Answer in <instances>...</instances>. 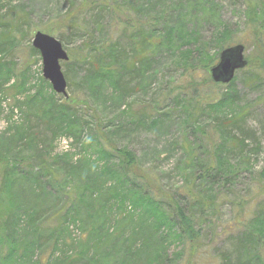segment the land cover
I'll return each mask as SVG.
<instances>
[{"label": "trees", "instance_id": "16d2710c", "mask_svg": "<svg viewBox=\"0 0 264 264\" xmlns=\"http://www.w3.org/2000/svg\"><path fill=\"white\" fill-rule=\"evenodd\" d=\"M80 1L83 14L69 13L67 22L51 35L64 39L66 32L71 38L74 33L81 32L79 20L82 23L94 20L90 28L84 29V39L75 49L67 52L62 46L69 57L67 62L61 63L66 68L63 75L67 88L70 86L68 68L71 64H79L86 67L78 79L80 89L85 92L87 86L97 82L105 89L109 84L123 99L147 79L152 60L171 47L172 35L176 38L172 47L179 39L184 40L180 16L171 19L173 24L161 23L162 17L157 22L150 19L147 7L151 0ZM177 3L196 5L203 11L204 21L215 26L217 53L203 69L207 79L202 85L226 90L227 94L221 95L220 100L227 97L229 103L238 105L236 74L245 73L246 85L251 87L261 85L264 79V1L244 0L248 15L245 27L253 41L258 63L253 65L246 59V68L237 72L228 85L215 84L209 77V70L217 63L220 51L239 44L233 43L232 30L217 16V1L177 0ZM0 6L2 19L13 10L6 7L4 0H0ZM91 10L103 13L102 17L89 19ZM122 16L124 21L119 20ZM0 21V93L14 99L15 105L24 107L29 114L36 112L35 117L45 130L40 137L36 136L27 119L12 121L9 115L6 123L10 126L0 134V264H180L184 260V250L187 256L183 263L196 264L201 259L197 254L204 234L202 220L208 213L216 212L217 207L209 187L223 176L224 179L229 176L233 168L231 162L244 159L245 139L240 126L246 118L245 111L241 109L232 116L219 114L212 123L203 125L200 119L205 121L204 115L217 104L216 100L200 101L182 87H176L167 95L175 106L185 104V118L181 124L183 127L192 125L201 138L191 150L188 161L182 163L185 174L189 172L188 183L177 194L166 193L142 170L135 155L116 148L112 130L96 118L95 112L91 117L94 123L84 122L78 109L84 101L78 97L57 98L49 85L47 92L40 94L27 78V71L17 69L15 62L6 60L7 45L13 46L15 33H21V27H8ZM30 52L39 56L32 47ZM185 52L175 67L195 80L193 72L196 69L188 50ZM40 81L41 85L46 84L42 78ZM190 88L192 92L198 90L194 83ZM19 96L23 97V102L17 100ZM159 107L155 105L156 116L143 123L162 126V115L156 113ZM211 133L214 136H210ZM85 134L89 137L87 142L94 140L93 160L85 154H80L78 160H74L75 155L71 153L52 155V144L59 136L67 138L74 147L81 143L85 153L87 142H81ZM182 145L185 150L187 147ZM200 150L202 154L197 155ZM236 150L239 154L232 158ZM114 155L120 163L117 173L110 165ZM260 175L264 182V171ZM116 181L129 191L122 197L111 186ZM248 204L236 206L242 212ZM156 210L164 211L155 216ZM149 214H153L152 221L134 220V217ZM238 223L242 232L235 239L234 256L232 260L222 257V264H264V205H256L246 224ZM74 228L78 230L77 239L72 236ZM173 246L181 248V252L169 256L168 250ZM31 247L33 252L28 255L26 250ZM47 250L50 253L44 261L40 257L33 260V253L42 251L41 256Z\"/></svg>", "mask_w": 264, "mask_h": 264}, {"label": "rangeland", "instance_id": "374dc122", "mask_svg": "<svg viewBox=\"0 0 264 264\" xmlns=\"http://www.w3.org/2000/svg\"><path fill=\"white\" fill-rule=\"evenodd\" d=\"M216 1L219 5L216 14L220 21L227 24L232 30L234 34L233 43L242 44L245 50V59L251 60V63L256 65L258 61L254 44L245 27L248 15L244 8V0ZM80 2V0H4L6 7L13 8V10L8 15L3 16V19L0 17L2 24H7L8 27H21V33L18 35L15 33L13 46L7 45V52L4 57L6 60L15 62L17 69L26 70L31 85L40 90L39 92L42 95L47 92V85L50 89L51 86L47 81H45L46 84L41 85V58L40 56H33L30 52L33 35L35 32H41L51 36L67 22L66 16L69 13L74 14V16H81L84 10L81 8ZM147 9L150 11L147 14L150 19L157 22L158 18L162 17L159 21L164 24H173L174 21L171 19H174L176 15L180 16L183 20L181 23L183 29L181 36L183 34L184 40H188L182 43L184 40L179 39L172 47V42L176 40L172 35L171 47L167 48V51H163L159 58L156 57L152 60L150 74L144 82L142 81L141 90L137 87L123 99L118 97L116 89L111 85L108 84L104 89L102 87L104 85H100L98 82L93 83L95 85L87 86V91L84 92L82 88L78 87V79L83 75L86 67L71 64L68 68L70 86L67 88V98L78 97L80 101H84V105L80 104L78 106L84 122H93L91 117L95 112L96 118L112 130L113 143L116 148L127 152V154L135 155L141 164L142 170L156 180L158 186L164 192L172 195L177 194V191L184 188L190 179L189 172L185 174L182 163L188 161V156L191 154V150L195 149V145L199 143L201 134L199 131H195L192 125L183 127L181 123L182 119L185 118L183 115L185 104L175 106L173 100L168 98L167 95L176 87H182L188 94H194L193 96L198 97L200 101L216 100L215 103L217 104L212 106L211 110L204 115L203 119L205 121L200 119L199 122L203 125L212 123L219 114L232 116L241 109L245 111L244 117L246 118L240 126L245 139V149L242 153L244 159L237 158L239 161L231 162L230 165H233V168L227 174L229 176L226 179L223 176L213 186L209 187L216 198V212L208 213L201 223L204 234L201 240L202 243H200L202 247L197 254L198 259H201L196 264H222L224 261L222 257L228 260L234 256L235 239L242 232L238 222L241 221L242 224H246L254 213L256 205H264V182L259 177L264 171V79L261 85L251 87L246 85L247 75L239 72L235 78L239 104L229 103L227 97L220 100L221 95L227 94L226 90L213 86L207 88V86L202 85V82L207 79L203 69L217 53L214 39L215 32L213 33L215 26H211L204 21L203 11L194 4L190 6L186 3H177V0H151ZM1 14L2 12L0 16ZM102 15L103 13L98 12V10H91L88 12L87 17L89 19L94 17L98 20ZM120 19L124 21L123 16L119 17ZM91 20H86L85 23L79 20L81 32L74 33L71 38L66 32L63 33L64 39L54 38L69 52V50L75 49L84 39V29L87 30L92 26L94 20ZM48 30L52 32L48 33ZM190 33H192L191 38ZM178 49L182 51L178 52ZM186 50H188L189 59L196 69L193 72L195 80L180 68H176L182 53H186ZM61 65L62 72H66V68L63 64ZM42 80L44 79L42 78ZM191 83H194L198 90L192 92L190 90ZM56 97L66 99L62 95H56ZM17 100L23 102V97L19 96ZM155 105L160 106L156 113L162 115L161 121H163V124L159 128L152 126L151 122L143 123V120L148 118V120H152L156 116ZM35 113L29 114V111L24 107L21 109V106L15 105L14 99L0 93V134L10 126L7 125L6 119L11 115L12 121H22V119L25 121L27 119L32 125L34 134L40 137V133L45 132V130L42 128L43 123L38 122L35 117ZM209 130L210 127L206 129L207 136ZM210 136H214V134L211 133ZM88 138H86V134L82 135L81 142H87ZM66 139L60 136L56 138L52 144L53 156L71 153L75 155L74 160H78L80 154H85L93 160L91 156L95 155L94 140L91 139L90 142H87L86 152L83 153L81 143L76 144V147H74L73 143L67 142ZM182 142L187 147L185 148L186 152ZM229 148L228 146L227 149ZM201 154L202 150L197 155ZM238 154L237 150L232 152V158L238 156ZM116 156V159L114 158L110 165L117 173L120 163L117 162ZM111 186L116 189L115 191H119L116 193L119 197H122L123 193L127 194L129 192L126 187H123L117 181ZM240 203H249L242 208V212L238 205L236 206ZM163 211L156 210L154 212L155 216ZM165 212L167 213L166 210ZM238 214L240 215L238 216ZM151 215L153 214L144 217L140 215L139 218L134 217V220L152 221L150 220ZM71 232L73 238L77 239L78 230L74 228ZM26 252L28 255L31 254L33 252L32 247ZM41 252L33 253V260L40 257L44 261L46 257L48 258L49 250L40 256ZM175 252L180 253L181 248L174 246L169 248L168 255L171 256ZM183 252L184 260L180 264H184L183 261L185 262L187 256V252L185 250ZM252 264L256 263L253 262Z\"/></svg>", "mask_w": 264, "mask_h": 264}, {"label": "water", "instance_id": "95a60500", "mask_svg": "<svg viewBox=\"0 0 264 264\" xmlns=\"http://www.w3.org/2000/svg\"><path fill=\"white\" fill-rule=\"evenodd\" d=\"M31 46L40 55L42 78L50 84L56 95L67 97V82L60 63L67 62L69 57L61 43L52 36L35 32ZM246 66L244 47L236 44L220 51L218 61L210 68L209 75L213 83L228 85L236 72L245 69Z\"/></svg>", "mask_w": 264, "mask_h": 264}]
</instances>
